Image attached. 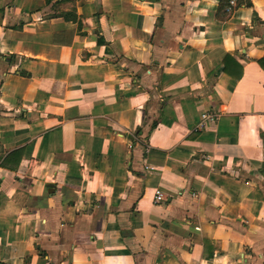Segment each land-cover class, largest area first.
<instances>
[{
	"label": "crops",
	"instance_id": "0c3cea01",
	"mask_svg": "<svg viewBox=\"0 0 264 264\" xmlns=\"http://www.w3.org/2000/svg\"><path fill=\"white\" fill-rule=\"evenodd\" d=\"M229 1L0 0V263L264 264V0Z\"/></svg>",
	"mask_w": 264,
	"mask_h": 264
},
{
	"label": "built area",
	"instance_id": "2783aa9c",
	"mask_svg": "<svg viewBox=\"0 0 264 264\" xmlns=\"http://www.w3.org/2000/svg\"><path fill=\"white\" fill-rule=\"evenodd\" d=\"M236 6V3H235V0H230L229 1V4H228V7H227V9H226V12L228 13V14H230V13H232V11H233V8ZM218 115H215V114H213V115H204L203 116V121H202V123H201V125L200 126H203V123H205V120H212V121H216L217 119H218ZM164 199H163V195H162V192L161 191H156V193H155V202L156 203H160V202H162Z\"/></svg>",
	"mask_w": 264,
	"mask_h": 264
},
{
	"label": "water",
	"instance_id": "95a60500",
	"mask_svg": "<svg viewBox=\"0 0 264 264\" xmlns=\"http://www.w3.org/2000/svg\"><path fill=\"white\" fill-rule=\"evenodd\" d=\"M54 187H52V186H49V189H53Z\"/></svg>",
	"mask_w": 264,
	"mask_h": 264
},
{
	"label": "trees",
	"instance_id": "16d2710c",
	"mask_svg": "<svg viewBox=\"0 0 264 264\" xmlns=\"http://www.w3.org/2000/svg\"><path fill=\"white\" fill-rule=\"evenodd\" d=\"M157 125V124H156ZM156 125H154V126H156ZM0 264H2V263H0Z\"/></svg>",
	"mask_w": 264,
	"mask_h": 264
}]
</instances>
